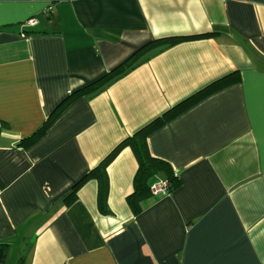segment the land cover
<instances>
[{
  "label": "crops",
  "instance_id": "obj_1",
  "mask_svg": "<svg viewBox=\"0 0 264 264\" xmlns=\"http://www.w3.org/2000/svg\"><path fill=\"white\" fill-rule=\"evenodd\" d=\"M171 37L185 39L143 52L19 144L67 95ZM147 128L165 164L150 181L170 174L174 188L134 214L125 146L103 208L94 178L64 204ZM0 243L2 264H264V0H0Z\"/></svg>",
  "mask_w": 264,
  "mask_h": 264
},
{
  "label": "trees",
  "instance_id": "obj_2",
  "mask_svg": "<svg viewBox=\"0 0 264 264\" xmlns=\"http://www.w3.org/2000/svg\"><path fill=\"white\" fill-rule=\"evenodd\" d=\"M185 39L184 37H171V38H161L154 39L140 48H138L131 56H129L122 63L118 64L110 71L106 72L103 76L95 80L94 82L85 85L84 87L70 93L67 95L51 112L49 117L43 123V125L35 131L31 136L26 137L21 140L19 144L21 146L27 147L34 141H36L45 131L47 125L51 120L58 115L61 109L68 104L70 101L75 99L76 97L83 95L85 93H97L105 89V87L114 79L120 77L125 74L129 69L133 67L134 61L137 60L140 54L145 51H148L156 46H168L174 43H177L181 40ZM237 78H225L223 82L226 84L228 82H232ZM167 115V114H166ZM163 121V119L161 120ZM159 121H155L154 123H158ZM151 128H147L144 130H140L134 135L125 138L122 142H120L116 148L95 168L89 170L82 178H80L70 189V191L64 195L63 202L66 206L70 205L72 202L76 200L77 191L80 187L89 179L94 178L98 182V203L100 208L105 203L106 193L108 189V178L106 173V166L113 156L123 147L128 146L132 149L137 163L138 168L134 176V190L127 197V202L134 214H138L143 208L144 200L150 194V179L160 170L165 169V164L150 155L148 146H147V134L149 133ZM169 182V190L174 188L177 185L176 179L172 175H168ZM104 211V209H103ZM8 245L6 243H0V264H2L6 258ZM22 264V263H21Z\"/></svg>",
  "mask_w": 264,
  "mask_h": 264
},
{
  "label": "built area",
  "instance_id": "obj_3",
  "mask_svg": "<svg viewBox=\"0 0 264 264\" xmlns=\"http://www.w3.org/2000/svg\"><path fill=\"white\" fill-rule=\"evenodd\" d=\"M35 20L33 18H29L26 23L33 25L35 24ZM169 192V182L168 180H155L153 182L150 183V193L152 195H166Z\"/></svg>",
  "mask_w": 264,
  "mask_h": 264
}]
</instances>
